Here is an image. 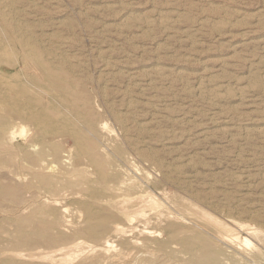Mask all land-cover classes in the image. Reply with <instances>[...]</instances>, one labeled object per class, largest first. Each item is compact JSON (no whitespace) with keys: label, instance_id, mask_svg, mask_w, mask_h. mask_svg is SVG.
I'll return each instance as SVG.
<instances>
[{"label":"rangeland","instance_id":"374dc122","mask_svg":"<svg viewBox=\"0 0 264 264\" xmlns=\"http://www.w3.org/2000/svg\"><path fill=\"white\" fill-rule=\"evenodd\" d=\"M10 1L39 58L74 89L73 105L29 65L30 94L53 105L55 120L43 131L26 123V136L73 156L68 167L56 159L64 179L39 197L0 178L14 187L6 206L17 220L0 216V238L45 209L38 241L17 247L38 264H264V0ZM160 17L165 25L152 22ZM78 136L108 175L76 153ZM24 200L31 207L17 212ZM221 224L251 245L227 240ZM92 226L99 236L87 232Z\"/></svg>","mask_w":264,"mask_h":264},{"label":"bare ground","instance_id":"6f19581e","mask_svg":"<svg viewBox=\"0 0 264 264\" xmlns=\"http://www.w3.org/2000/svg\"><path fill=\"white\" fill-rule=\"evenodd\" d=\"M10 0H0V178L7 177L11 181H20L27 192L31 193L32 197L34 194L41 196L42 190L46 188L57 187L59 183H62V178L64 179V174L59 171L58 159L63 167H68L70 165L71 157L73 156L70 151L66 155L60 156V151L57 147H52L49 150L46 147L44 141L38 139L39 135L35 134L32 137H27L26 133V123H31L35 125L37 129L43 131L42 129L49 128L50 124H54L53 115V105L49 102L41 101L37 99V96H32L30 94V88L28 86L27 80H24L26 76V69L29 65L35 67H41L44 69L42 81L48 82L51 88L56 89L60 92L58 95L63 101L74 105V98L72 96L73 85L68 79L63 78L57 71L51 70L45 62L39 58V54L35 51V46L37 42L30 39L28 27L20 21L18 18V12L14 14ZM168 14V13H167ZM170 14V13H169ZM18 16V17H17ZM161 16V13H160ZM24 17V16H23ZM157 17V16H156ZM161 18V17H160ZM149 20V19H148ZM152 20V19H151ZM168 18H161L154 20L152 22H159L160 24L166 23ZM171 20V19H170ZM170 22V21H168ZM151 25L150 22H148ZM174 23V22H173ZM148 25V24H146ZM155 25V24H154ZM164 27V26H163ZM168 28V27H167ZM166 28V29H167ZM31 29V28H30ZM53 31V30H52ZM31 32V31H30ZM45 32V31H44ZM41 33V32H40ZM36 34V33H34ZM46 35V34H45ZM53 35V34H52ZM56 36V35H54ZM61 36V35H60ZM37 37V36H36ZM58 37V36H57ZM66 37V36H65ZM63 38V36H62ZM39 39V38H38ZM35 40V39H34ZM50 43V42H49ZM40 44V43H39ZM13 45L18 46V51L13 50ZM54 46V45H53ZM13 47V48H12ZM61 48V47H60ZM44 49V48H42ZM67 48H65L66 50ZM70 50V49H69ZM78 50V49H77ZM54 51V50H53ZM69 52V51H68ZM77 52V51H76ZM75 54V53H74ZM66 56V53H65ZM81 56V55H80ZM59 58V57H58ZM66 59V58H65ZM57 60V59H56ZM68 60V59H67ZM71 62V61H70ZM82 62V61H81ZM84 62V61H83ZM59 64V63H58ZM71 65V64H70ZM62 66V65H61ZM108 66V65H107ZM105 66V67H107ZM101 68V67H100ZM108 68V67H107ZM115 68V67H114ZM88 70V69H87ZM102 70V69H101ZM165 70L164 72H166ZM84 72V71H83ZM111 72V71H110ZM162 72V71H161ZM163 72V73H164ZM75 73V72H74ZM109 73V72H108ZM119 73V72H118ZM153 73V72H152ZM160 73V71H159ZM158 73V74H159ZM162 73V74H163ZM58 75V76H57ZM150 75V74H149ZM155 75V74H154ZM167 75V73H166ZM165 75V76H166ZM181 75V74H180ZM202 75V74H201ZM148 76V75H147ZM208 76V75H206ZM24 77V78H23ZM102 77V76H101ZM104 77V76H103ZM113 77V76H112ZM123 77V76H122ZM38 78L36 76H31L30 83H38ZM81 78V77H80ZM131 78V77H130ZM134 78V77H133ZM142 78V77H141ZM150 78V77H149ZM198 79V78H197ZM202 79V78H201ZM261 79V78H260ZM98 80V79H97ZM109 80V79H108ZM112 80V79H111ZM125 80V79H124ZM208 80V79H207ZM162 81V80H161ZM164 81V80H163ZM200 81V80H199ZM203 81V80H202ZM211 81V80H209ZM103 82V81H102ZM128 82V81H127ZM134 82V81H133ZM213 82V81H212ZM216 82V81H215ZM31 83V84H32ZM98 83V82H97ZM155 83V82H154ZM87 84V83H86ZM103 84V83H102ZM136 84V83H135ZM214 84V83H213ZM138 85V84H136ZM140 85V84H139ZM204 85V84H203ZM257 85V84H256ZM33 86V85H32ZM79 86V85H78ZM153 86V85H152ZM156 86V85H155ZM234 86V85H233ZM35 87V86H34ZM40 87V86H39ZM135 87V86H134ZM145 87V86H144ZM247 87H238L239 94L244 95L245 89ZM78 89V88H77ZM104 89V88H103ZM195 89V88H194ZM199 89V88H198ZM207 89V88H206ZM237 89V88H236ZM96 90V89H95ZM105 90V89H104ZM120 90V89H119ZM123 90V89H121ZM144 90V88H143ZM220 90V89H219ZM248 92L249 89L247 88ZM251 90V89H250ZM253 90V89H252ZM82 91V90H81ZM128 91V90H127ZM195 91V90H194ZM204 91V90H203ZM226 91V90H225ZM191 92V91H190ZM88 93V92H87ZM201 93V92H200ZM227 93V92H226ZM143 94V93H142ZM214 98L220 97L222 93L212 90L210 93ZM230 94V93H229ZM251 94V93H250ZM54 94H51L53 96ZM195 95V94H194ZM199 96L201 94H198ZM206 95V94H205ZM239 95V96H240ZM247 95V94H246ZM245 95V96H246ZM249 95V94H248ZM247 95V96H248ZM50 96V97H51ZM116 96V95H115ZM130 96V95H129ZM135 96V95H134ZM227 96V95H226ZM231 96V95H228ZM235 96V95H234ZM237 96V95H236ZM209 97V96H208ZM224 97V96H223ZM241 97V96H240ZM252 97V96H248ZM254 97V96H253ZM258 97V95H257ZM52 98V97H51ZM108 98V97H107ZM221 98V97H220ZM228 98V97H226ZM231 98V97H230ZM118 99V98H117ZM166 99V98H165ZM204 99V98H203ZM212 99V98H211ZM222 99V98H221ZM255 99V98H253ZM55 100V99H54ZM59 100V99H58ZM125 100V99H123ZM130 100V99H129ZM164 100V99H163ZM216 100V99H215ZM214 100V101H215ZM219 100V98H218ZM248 100V99H247ZM110 101V100H109ZM111 102V101H110ZM127 102V101H123ZM157 102V101H156ZM210 102V101H209ZM212 102V101H211ZM255 102V100H254ZM153 103V102H152ZM158 103V102H157ZM213 103V102H212ZM62 104V103H61ZM110 104V103H109ZM119 104V103H118ZM131 104V103H130ZM186 104V103H185ZM218 104V103H217ZM60 105V104H59ZM128 105V104H127ZM153 105V104H152ZM219 105V104H218ZM217 105V106H218ZM62 106V105H60ZM115 106V105H114ZM154 106V105H153ZM157 106V104H156ZM129 107V105H128ZM136 107V106H135ZM117 108V107H116ZM127 108V107H126ZM155 108V107H154ZM66 109V108H65ZM64 109V110H65ZM89 109V108H88ZM158 109V108H157ZM117 110V109H116ZM150 110V109H148ZM180 110V109H179ZM184 110V108H183ZM219 110V109H218ZM161 111V110H160ZM213 111V110H212ZM216 111V110H215ZM223 111V110H221ZM89 112V111H88ZM128 112V111H127ZM188 112V111H187ZM191 112V111H190ZM219 112V111H217ZM194 113V112H193ZM93 114V113H92ZM120 114V113H119ZM118 114V115H119ZM125 114V113H124ZM136 114V113H135ZM134 114V115H135ZM215 114V113H214ZM219 114V113H216ZM152 115V114H151ZM123 116V115H122ZM139 116V115H138ZM219 116V115H218ZM58 121H64L61 117ZM177 118V117H176ZM213 118V117H211ZM217 117L215 116V119ZM226 118V117H225ZM126 119V118H125ZM133 119V118H132ZM187 119V118H186ZM193 119V118H192ZM223 119V118H222ZM221 119V121H222ZM136 120V119H134ZM184 120V119H183ZM224 120V119H223ZM80 121V120H79ZM213 121V120H212ZM226 121V120H224ZM179 122V121H178ZM187 122V121H186ZM68 123V122H67ZM128 123V122H127ZM131 123V122H130ZM185 123V122H184ZM56 124V123H55ZM141 124V123H140ZM85 125V124H84ZM137 125V124H136ZM259 125V124H258ZM63 127V126H62ZM144 127V126H143ZM226 127V126H225ZM19 128V135L22 140L20 141L17 135L16 129ZM73 128V127H72ZM108 128V126H107ZM126 128V127H125ZM148 129V128H147ZM110 130V129H109ZM225 130V128H224ZM230 130V129H229ZM232 130V128H231ZM256 130V129H255ZM264 128L262 127V131ZM74 131V130H73ZM144 131V130H143ZM142 131V132H143ZM259 131V130H258ZM261 131V132H262ZM115 132V131H114ZM137 132V131H136ZM228 133V132H227ZM254 133V132H252ZM257 133V132H256ZM255 133V134H256ZM264 133V132H263ZM95 134V133H94ZM149 134V133H148ZM226 134V133H225ZM79 135V134H78ZM153 135V134H152ZM203 135V134H202ZM261 135V134H260ZM67 136V135H66ZM77 139L76 145L78 147V155L83 156L88 153L92 156V165L95 169H99L100 173L106 174L104 163L95 155L94 146L89 147L86 141H83L80 136L75 137ZM73 137V139L75 140ZM72 141V140H71ZM138 142V141H137ZM73 143V142H72ZM140 143V142H139ZM164 143V142H163ZM162 144V143H161ZM147 145V144H146ZM75 146V145H74ZM131 147V145H130ZM180 148V147H179ZM191 150V149H190ZM189 150V151H190ZM183 151V150H182ZM181 151V152H182ZM151 152V151H150ZM172 152V151H171ZM174 152V151H173ZM154 153V152H153ZM183 153V152H182ZM188 153V152H187ZM195 153V152H194ZM181 154V153H180ZM190 155V154H189ZM193 155V154H192ZM65 156V157H63ZM183 156V155H182ZM191 156V155H190ZM78 157V156H77ZM101 157V156H100ZM156 157V156H155ZM154 157V159H155ZM188 157V155H187ZM186 157V158H187ZM198 157V156H196ZM75 158V157H74ZM81 158V157H80ZM83 158V157H82ZM85 158V156H84ZM167 158V157H166ZM165 158V159H166ZM172 158V157H171ZM181 159V158H180ZM179 159V160H180ZM162 160V159H161ZM76 160H74L75 162ZM159 161V160H158ZM182 161V160H180ZM198 161V160H197ZM191 161L190 164H192ZM171 163V162H170ZM198 163V162H197ZM178 164V163H177ZM189 164V163H188ZM164 165V164H163ZM182 166V165H181ZM166 167V166H165ZM169 167V166H168ZM184 167V166H183ZM171 168V167H170ZM169 168V169H170ZM177 168H179L177 166ZM175 167V169H177ZM186 168V167H185ZM194 168V167H193ZM136 169V168H135ZM168 169V170H169ZM196 169V167H195ZM83 171V170H81ZM180 171V170H179ZM186 171V170H185ZM70 172V171H69ZM79 172V171H78ZM131 173V172H130ZM195 173V172H194ZM68 174V173H67ZM188 174V173H187ZM202 174V173H201ZM206 175V174H205ZM142 176V175H141ZM203 176V175H202ZM239 176H241L239 174ZM250 176V175H249ZM264 176V175H263ZM209 177V176H208ZM236 177V176H235ZM243 178V177H242ZM67 179V178H66ZM180 179V178H179ZM238 179V178H237ZM251 179V176H250ZM68 180V179H67ZM84 180V179H83ZM134 180V179H133ZM190 180V179H189ZM204 181V179H202ZM201 180V181H202ZM249 179H247L248 181ZM8 181V180H7ZM65 181V180H64ZM146 181V180H145ZM197 181V180H196ZM194 181V183L196 182ZM239 181V180H238ZM242 181V180H241ZM74 182V181H72ZM186 182V181H185ZM192 182V181H191ZM227 182V181H225ZM88 183V182H87ZM206 183V182H205ZM208 183V182H207ZM214 184L216 182H213ZM212 183V184H213ZM189 184V183H188ZM197 184V183H195ZM199 184V182H198ZM249 184V183H248ZM123 185V184H122ZM176 185V184H175ZM181 185V184H180ZM247 185V184H246ZM17 186V185H16ZM80 186V185H79ZM264 186V185H263ZM99 187V186H98ZM196 187V186H195ZM205 187V186H203ZM216 187V186H215ZM214 187V188H215ZM14 187L12 184H5L0 179V216L2 218H10L12 221H17L8 211L6 206V201L8 196ZM60 189V188H59ZM66 189V188H65ZM197 189V188H196ZM204 189V188H203ZM131 190V189H130ZM140 190V189H139ZM206 190V189H205ZM115 191V190H114ZM202 191V190H201ZM200 191V192H201ZM53 192V191H52ZM55 192V191H54ZM57 192V191H56ZM60 192V191H59ZM65 192V191H64ZM75 192V191H74ZM85 192V191H84ZM207 192V191H206ZM86 193V192H85ZM62 194V193H61ZM147 194V193H146ZM145 194V195H146ZM141 195V194H140ZM139 195V196H140ZM151 195V194H150ZM207 195V193H206ZM19 197V196H18ZM50 197V196H49ZM48 197V198H49ZM52 198V197H51ZM64 198V197H63ZM124 198V197H123ZM121 198V199H123ZM129 198V197H128ZM207 198V197H206ZM23 199V197H22ZM126 199V198H125ZM43 200V198H42ZM41 200V201H42ZM46 200V199H44ZM50 201V200H48ZM84 201V200H83ZM20 202V197H19ZM18 202V204H19ZM129 202V201H128ZM263 202V201H262ZM9 203V202H8ZM40 203V202H39ZM109 203V201H108ZM153 207L157 205V202L150 200ZM261 204V203H260ZM32 203L31 201L24 200L22 204L17 208V212H24L26 209L29 210ZM36 206V205H35ZM45 206V205H44ZM134 206V205H133ZM136 206V205H135ZM138 207V206H137ZM262 207V206H261ZM67 208V207H66ZM239 208V207H238ZM11 209V208H10ZM35 209V208H34ZM251 209V208H250ZM68 210V209H66ZM65 210V211H66ZM224 210V209H223ZM31 211V210H30ZM88 211V210H87ZM248 211V210H247ZM252 211V210H251ZM68 212V211H67ZM186 212V211H185ZM45 213V209H38L33 211L32 215L24 217L21 219L19 225L15 228L14 232H6L13 238L1 237L3 241L11 242L16 248H5L0 244V264H38V257L35 254L27 255L20 248L24 245H29L38 241V238L42 235V222H40L39 217ZM251 213V212H250ZM254 215V214H253ZM127 220H132L129 215H125ZM257 216V214H256ZM55 217H58L56 214ZM214 218V217H213ZM61 217H59V220ZM48 220V219H47ZM81 220V218H80ZM134 220V219H133ZM30 223L33 225L32 230L24 229V224ZM73 223V222H71ZM71 223H68L71 224ZM174 223V222H173ZM263 223V222H262ZM117 225V224H116ZM115 225V230H122L119 226ZM242 230L249 229L246 225H240ZM61 227V226H60ZM88 233L97 237L100 235V230L97 227H89ZM105 228V227H104ZM222 231H224V236L231 242H238L241 238L235 234L230 228L221 224ZM55 229V228H54ZM69 230V229H68ZM149 232V229H147ZM70 231V230H69ZM146 231V230H145ZM156 231V230H155ZM152 232H154L152 230ZM151 233V232H150ZM155 233V232H154ZM159 234V233H158ZM44 235V234H43ZM46 235V234H45ZM58 235V234H57ZM121 235V234H120ZM59 236V235H58ZM123 238V237H122ZM132 238V237H131ZM135 238V237H134ZM33 239V241H32ZM124 239V238H123ZM206 239V238H205ZM48 240H53L52 237ZM137 240V239H136ZM182 241V240H181ZM243 241L247 246L251 245L249 239L244 238ZM139 242V240H138ZM184 242V241H183ZM185 247L190 248L191 242L187 240L184 242ZM112 244V243H111ZM108 241L107 246H111ZM115 244V242H114ZM131 244V243H130ZM91 245V244H90ZM55 246V245H54ZM115 246V245H113ZM136 246V245H135ZM154 246V245H152ZM64 247V246H63ZM193 248V247H192ZM177 249V248H176ZM112 251V250H111ZM118 251V250H117ZM134 251V250H133ZM109 252V251H108ZM142 252V251H141ZM158 252V251H157ZM169 252V251H168ZM130 253V252H129ZM134 253V252H133ZM145 253V252H144ZM172 253V252H171ZM187 254V253H186ZM133 255V254H132ZM137 255V254H136ZM121 256V254H120ZM126 256V255H125ZM130 257V256H129ZM185 257V256H184ZM189 257V256H188ZM117 258V257H115ZM119 258V257H118ZM186 258V257H185ZM114 260V259H113ZM119 260V259H118ZM140 260V259H139ZM148 260V259H146ZM138 261V260H137ZM190 261V260H189ZM203 261V260H202ZM225 261V260H224ZM152 262V261H151ZM194 262V261H193ZM226 262V261H225ZM143 263V262H142ZM147 263V262H146ZM122 264V263H121ZM133 264V262H132ZM257 264V263H256Z\"/></svg>","mask_w":264,"mask_h":264}]
</instances>
